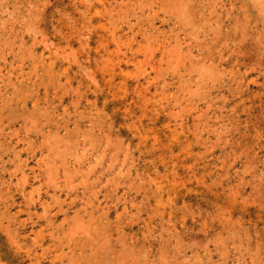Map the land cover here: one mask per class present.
I'll use <instances>...</instances> for the list:
<instances>
[{"label": "rangeland", "instance_id": "374dc122", "mask_svg": "<svg viewBox=\"0 0 264 264\" xmlns=\"http://www.w3.org/2000/svg\"><path fill=\"white\" fill-rule=\"evenodd\" d=\"M0 264H264V0H0Z\"/></svg>", "mask_w": 264, "mask_h": 264}]
</instances>
